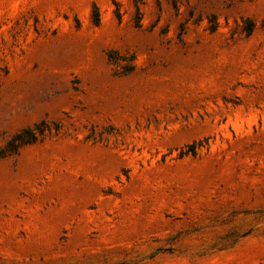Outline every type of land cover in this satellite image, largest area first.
Wrapping results in <instances>:
<instances>
[{
	"label": "rangeland",
	"instance_id": "374dc122",
	"mask_svg": "<svg viewBox=\"0 0 264 264\" xmlns=\"http://www.w3.org/2000/svg\"><path fill=\"white\" fill-rule=\"evenodd\" d=\"M0 264H264V0H0Z\"/></svg>",
	"mask_w": 264,
	"mask_h": 264
},
{
	"label": "trees",
	"instance_id": "16d2710c",
	"mask_svg": "<svg viewBox=\"0 0 264 264\" xmlns=\"http://www.w3.org/2000/svg\"><path fill=\"white\" fill-rule=\"evenodd\" d=\"M94 17L96 20H99V10H98L97 6L94 9ZM189 151H191L193 153L196 151L195 143L191 144L190 147L186 150V152H189Z\"/></svg>",
	"mask_w": 264,
	"mask_h": 264
}]
</instances>
